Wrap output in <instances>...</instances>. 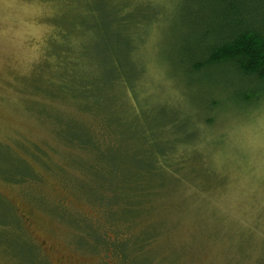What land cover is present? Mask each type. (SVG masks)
<instances>
[{"label": "rangeland", "instance_id": "1", "mask_svg": "<svg viewBox=\"0 0 264 264\" xmlns=\"http://www.w3.org/2000/svg\"><path fill=\"white\" fill-rule=\"evenodd\" d=\"M97 3L118 25L72 35L81 51L69 72L103 89L122 152L141 149L136 138L149 133L172 165L158 164L160 178L149 180L162 188L151 190V227L138 230L155 236L134 264H264V88L229 68L192 69L207 11L201 0H0V207L11 205L21 222L10 228L16 253L0 239V264H124L82 247L91 238L82 243L69 218L102 214L83 198L77 152L58 135L84 134L93 118L40 91L57 72L49 40L59 52L65 28L89 19L88 5ZM111 41L133 83L130 101L112 93Z\"/></svg>", "mask_w": 264, "mask_h": 264}, {"label": "trees", "instance_id": "2", "mask_svg": "<svg viewBox=\"0 0 264 264\" xmlns=\"http://www.w3.org/2000/svg\"><path fill=\"white\" fill-rule=\"evenodd\" d=\"M53 1L54 5L60 2V0ZM201 1L207 11L203 19L202 35L197 43L198 49L194 52L195 57L191 62L192 69L201 71L212 68H229L248 86L263 89L264 0ZM80 6V4L77 5V8L79 9ZM87 12L88 15L90 14L89 19L83 18L84 20L81 19L79 24L75 22V25L71 26L72 31L65 28L67 37H62V40L58 42L62 46L59 52L53 49L54 44L57 43L56 40H54L56 43L49 40L48 53H50L49 56L57 72L53 73V77L50 76L48 85L40 91L43 96L52 100L62 99L75 102L78 114L93 118L92 122L84 121L82 125L84 134L75 130L72 131V136L64 132L66 137L62 138L60 133L58 134L67 147L77 152L72 164L85 177L77 182L83 198L88 204L93 205L94 209L102 212L98 214V217L93 218L74 217L76 219L74 220L73 217H69L74 227L82 229L83 232L79 235L82 243H88L91 238L92 246H81L89 248L92 252H103V255L108 253L107 258L109 259L115 258L124 264H134L138 263L134 261V258L135 260L141 258L135 257L136 253L146 246L145 242H150V239L155 236L147 238L144 234L146 231L138 230V227L143 229L151 227V224L146 221L149 217L148 208L157 199L155 196L152 198L151 190L155 189L156 193L162 188H160L162 185L157 186V182L154 183L155 187L150 186L149 180L152 176L160 178L162 168L158 164H166L167 169L172 170V165L168 166L170 154L155 148L149 133L136 138L140 139L141 149L136 147L122 152L119 146L121 131L118 122L115 123L107 115L106 101L100 98L103 96V89L93 83L88 86L82 83L81 76L70 74L69 68L75 69L78 65L76 54L81 50H75L69 38L72 35L80 38L91 31L105 32L108 25L110 29L118 25L114 19L115 16H108L107 13L105 15L101 3L93 6L89 4ZM61 17L68 18V16ZM114 43L115 41H111L107 48L111 51L108 59L113 70V76L110 79L114 84L112 93L117 94L120 99L130 98L134 92L133 83L123 74L121 58L114 48ZM113 98L117 99L116 95L113 94ZM79 102L84 103L78 104ZM109 113L116 114V111L111 109ZM153 157L157 162L156 166L149 164ZM137 162H140V166ZM30 179L38 178L35 175ZM27 180L29 179L13 178L8 182L14 181L13 184H18ZM6 206L0 207V239L11 249L14 246L9 243H14L17 238L14 235V241H10V236L13 235L10 228H13V231L19 230L21 222L16 214L14 215L11 205H9L10 208ZM63 212L61 213L62 218L68 215V211ZM139 223L142 225H138ZM3 235H7L8 240L2 238Z\"/></svg>", "mask_w": 264, "mask_h": 264}]
</instances>
